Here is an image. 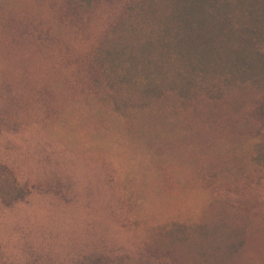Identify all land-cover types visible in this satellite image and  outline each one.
Masks as SVG:
<instances>
[{"label":"rangeland","instance_id":"obj_1","mask_svg":"<svg viewBox=\"0 0 264 264\" xmlns=\"http://www.w3.org/2000/svg\"><path fill=\"white\" fill-rule=\"evenodd\" d=\"M52 2L0 0V187L13 179L25 191L11 202L0 198V264H177L150 248L151 237L184 222L240 224L211 217L212 203L251 221L245 254L218 264H264V179L212 180L207 166L201 174L175 149L160 154L157 142L131 141L114 119L86 123L68 103L67 65L103 32L110 9L85 16L77 37L54 24ZM38 28L50 30L55 44L40 43Z\"/></svg>","mask_w":264,"mask_h":264},{"label":"trees","instance_id":"obj_2","mask_svg":"<svg viewBox=\"0 0 264 264\" xmlns=\"http://www.w3.org/2000/svg\"><path fill=\"white\" fill-rule=\"evenodd\" d=\"M52 1L54 24L77 37L85 16L110 9L103 32L67 65L68 103L86 123L114 119L131 141L157 142L160 154L175 149L201 174L207 166L212 180L242 186L264 179V0ZM38 30L40 43L55 44L50 30ZM10 184L0 187L5 202L25 195ZM212 204L211 217L240 224H175L154 234L150 248H163L177 264L244 255L249 213Z\"/></svg>","mask_w":264,"mask_h":264}]
</instances>
